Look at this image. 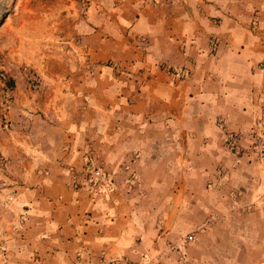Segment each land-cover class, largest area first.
I'll use <instances>...</instances> for the list:
<instances>
[{"label": "crops", "instance_id": "obj_1", "mask_svg": "<svg viewBox=\"0 0 264 264\" xmlns=\"http://www.w3.org/2000/svg\"><path fill=\"white\" fill-rule=\"evenodd\" d=\"M85 1L4 25L0 264H264V0Z\"/></svg>", "mask_w": 264, "mask_h": 264}, {"label": "built area", "instance_id": "obj_2", "mask_svg": "<svg viewBox=\"0 0 264 264\" xmlns=\"http://www.w3.org/2000/svg\"><path fill=\"white\" fill-rule=\"evenodd\" d=\"M87 2L84 0L81 3L82 10H86ZM141 41H144V37L140 38ZM219 45V39L217 37H211L209 39V46L212 50H216ZM85 67L89 73L94 72V66L90 61L84 58ZM115 69L121 72L118 66H115ZM222 124V121L219 123ZM252 143L249 151L256 153L258 159H264V129L262 127V122L259 121L252 127ZM223 143L226 151L229 153H234L236 155H241L243 153V148L240 144L239 135L232 131H225L223 133ZM86 174V182L88 184L98 185L106 181L107 177L104 175L103 171L98 168H89L87 171H84ZM108 183V182H107ZM74 187L78 186V182L75 181L72 183ZM104 186V185H103ZM188 239H193L192 236H188Z\"/></svg>", "mask_w": 264, "mask_h": 264}, {"label": "rangeland", "instance_id": "obj_3", "mask_svg": "<svg viewBox=\"0 0 264 264\" xmlns=\"http://www.w3.org/2000/svg\"><path fill=\"white\" fill-rule=\"evenodd\" d=\"M26 0H0V50L7 49L13 46V42L11 41V37L7 35L4 29L5 23L10 20L9 23L16 24L19 20L18 13L16 10H21V6L25 8H34L36 5L32 4V2L39 1V0H31L30 4L27 7L23 5V2ZM44 0H41V2ZM77 1V0H76ZM84 1V0H79ZM27 11V10H26ZM32 14L31 11H27L24 16H30ZM13 18V19H12Z\"/></svg>", "mask_w": 264, "mask_h": 264}]
</instances>
